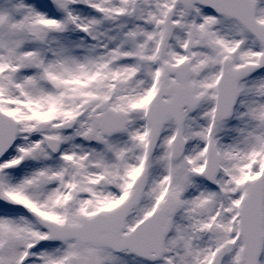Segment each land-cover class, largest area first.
Wrapping results in <instances>:
<instances>
[{"label": "snow or ice", "instance_id": "snow-or-ice-1", "mask_svg": "<svg viewBox=\"0 0 264 264\" xmlns=\"http://www.w3.org/2000/svg\"><path fill=\"white\" fill-rule=\"evenodd\" d=\"M0 264H264V0H0Z\"/></svg>", "mask_w": 264, "mask_h": 264}]
</instances>
